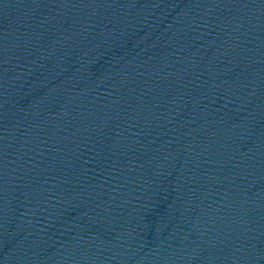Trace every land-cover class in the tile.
I'll return each mask as SVG.
<instances>
[{"label":"water","instance_id":"water-1","mask_svg":"<svg viewBox=\"0 0 264 264\" xmlns=\"http://www.w3.org/2000/svg\"><path fill=\"white\" fill-rule=\"evenodd\" d=\"M0 264H264V0H0Z\"/></svg>","mask_w":264,"mask_h":264}]
</instances>
